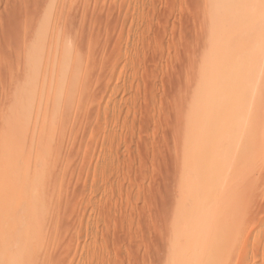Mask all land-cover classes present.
Here are the masks:
<instances>
[{
    "label": "rangeland",
    "instance_id": "1",
    "mask_svg": "<svg viewBox=\"0 0 264 264\" xmlns=\"http://www.w3.org/2000/svg\"><path fill=\"white\" fill-rule=\"evenodd\" d=\"M220 9L0 0V264H264V0Z\"/></svg>",
    "mask_w": 264,
    "mask_h": 264
},
{
    "label": "bare ground",
    "instance_id": "2",
    "mask_svg": "<svg viewBox=\"0 0 264 264\" xmlns=\"http://www.w3.org/2000/svg\"><path fill=\"white\" fill-rule=\"evenodd\" d=\"M218 2L220 3V7H221V9H220V13H222L223 12V0H218ZM247 16V15H246ZM250 18V17H249ZM249 18H247V20L245 19V21L243 20V23H244V25H246V23L249 21L248 19ZM253 18V17H252ZM220 20H221V22L223 23V16L220 18ZM247 25H248V23H247ZM260 26H262V25H260ZM246 27H244V31L243 30H241V33H243V35L245 34V33H247L246 32V29H245ZM243 31V32H242ZM240 33V34H241ZM257 35V34H256ZM255 35V36H256ZM245 36V35H244ZM259 37V36H258ZM263 39V38H262ZM246 41H249L248 39L246 40ZM245 41V42H246ZM252 41V40H251ZM262 41V40H261ZM257 42V41H256ZM260 42V41H259ZM248 43V42H247ZM255 43V42H254ZM264 43V41L262 42V44ZM249 44V43H248ZM261 44V42H260V44L259 45H262ZM246 45V44H245ZM258 45V44H257ZM257 45H255L254 47H256ZM258 45V46H259ZM247 46V45H246ZM251 46H252V44H251ZM257 46V47H258ZM264 46V45H263ZM257 47L255 48L256 50H257ZM262 47V46H261ZM251 48V47H250ZM249 49V48H248ZM248 49H245V50H242V51H235V52H233V54H235V58H245V60H246V62H245V60H244V62L243 63H241L240 64V62H239V64H237V65H235V69H236V72H237V75L234 77V79L233 80H235V81H240V85H242V82H245L244 83V87H246V86H251L250 84H252L254 81H255V79L257 78L258 79V77H260V76H257V73H255V74H253L252 72H250V71H248V68L250 69V68H252V64L253 63H249L250 61H251V58H254L253 56H252V54L253 53H251V52H249V51H247ZM258 49H259V51H260V47H258ZM264 49V48H263ZM222 50H223V46H222ZM256 52V51H255ZM260 53V52H259ZM255 54H257V53H255ZM254 54V55H255ZM258 55V54H257ZM259 57V56H258ZM254 60V59H253ZM256 61V60H255ZM254 62V61H253ZM237 63V62H236ZM249 63V64H248ZM261 63H263L262 61H261ZM257 66V65H256ZM259 67V66H258ZM257 67V68H258ZM261 68H262V66H261ZM221 70V69H220ZM220 70H219V72H220ZM251 70V69H250ZM223 72V71H222ZM221 72V73H222ZM217 73H218V71H217ZM235 73V72H234ZM261 73V72H260ZM219 74V73H218ZM220 75V74H219ZM222 76H223V73H222ZM221 76V77H222ZM219 78V77H218ZM263 78V77H262ZM215 79H217V74H216V78ZM231 79V80H232ZM261 79V78H260ZM229 80V79H228ZM226 81V85H229V84H231L232 82H233V80L232 81ZM259 80V79H258ZM218 81H219V79H218ZM231 82V83H230ZM212 83H214V82H212ZM211 83V84H212ZM225 83V82H224ZM236 83H238V82H236ZM214 84H216V83H214ZM234 85H235V87H236V85L237 84H235L234 83ZM254 85H256V84H254ZM253 84H252V86H254ZM216 87H217V105H216V108L218 109V107L220 108V106L224 103L223 101L225 100V99H227L229 96H230V99L232 98L231 96H233V95H236V98H238L237 100L241 103V102H243L246 98H248L249 97V94H250V89L247 91V92H244V91H242V92H239V94H237L236 93V91H223V79H221L219 82H218V84L216 85ZM231 87H233V86H231ZM240 87V86H239ZM256 87V86H255ZM261 87V86H260ZM228 88H230V86L229 87H226L225 89H228ZM242 88V87H241ZM213 89H215V88H213ZM245 89V88H244ZM253 89H255V88H253ZM232 90H235V88H233ZM236 90H238L237 88H236ZM242 90V89H241ZM240 91V90H239ZM254 92V91H253ZM260 92V91H259ZM252 93V92H251ZM253 94V93H252ZM211 95V94H210ZM248 96V97H247ZM212 97V96H211ZM211 97H210V99H211ZM213 100V99H212ZM227 100H229V99H227ZM231 100H233V98L231 99ZM231 100H229V101H231ZM247 100V99H246ZM226 101V100H225ZM237 101V102H238ZM227 103H232V101L231 102H228V101H226ZM238 102V103H239ZM249 103V105L248 106H250L251 108L253 107V106H255V103H256V101H252V102H248ZM241 104H243V103H241ZM234 105V104H233ZM245 105H246V103H245ZM261 105V104H260ZM259 105V106H260ZM236 106V105H235ZM244 106V105H243ZM262 106H263V104H262ZM230 107H232V105H230ZM241 107V106H240ZM243 108V107H242ZM245 109L247 108V107H244ZM221 109H222V107H221ZM232 109H233V107H232ZM231 109V110H232ZM240 109V108H239ZM244 109V110H245ZM234 110H235V107H234ZM252 110V109H251ZM261 110H263L264 111V109H261ZM239 111H242V110H239ZM239 111H236L235 113L238 115L239 114ZM255 111V109L253 108V112ZM208 112V111H207ZM245 112V111H244ZM214 113V112H213ZM256 113V112H255ZM258 113V112H257ZM256 113V114H257ZM262 113V112H261ZM256 114H255V116H256ZM260 114V113H259ZM242 115H243V113H242ZM237 117V116H236ZM240 117H241V115H240ZM218 118V117H217ZM220 118V117H219ZM234 118H235V115H234ZM245 118V117H244ZM261 118H263L264 119V117H261ZM233 119V118H232ZM237 119V118H236ZM231 120V119H230ZM255 120V118H254V114H253V116H252V118L251 119H249V118H247V119H245L244 120V122H243V124L245 123L246 125L244 126V127H242V125H241V128L240 129H238L239 130V132H237V133H239V134H237V136L239 135V136H241L242 135V137H243V139H245L244 137H246L247 136V134L248 135H250V133H256L255 135H259V133L261 132V129L259 130V131H257V128H256V126H257V124H256V122L254 121ZM209 121V120H208ZM214 121H216V120H214ZM218 121V120H217ZM232 121V120H231ZM233 121H235L234 119H233ZM238 121V120H237ZM213 122V121H212ZM211 122V123H212ZM236 122V121H235ZM235 122H233V124H235ZM239 122V121H238ZM208 123V122H207ZM206 123V124H207ZM214 123V122H213ZM217 123V122H216ZM227 123H230V125H232V123L231 122H227ZM241 123V122H240ZM215 124V123H214ZM213 124V125H214ZM238 124V123H237ZM254 124H256V126H254ZM230 125H228V127L230 126ZM205 125L203 124V127H204ZM247 126V127H246ZM206 127H208V124H207V126ZM228 127H226L227 128V130H228ZM232 127V126H231ZM234 127H235V125H234ZM240 127V126H239ZM245 127H246V133H244V130H245ZM215 128L216 127H214V130H215ZM260 128V127H259ZM230 129V128H229ZM207 130L209 131V128H207ZM214 130L212 129V131L214 132ZM234 130H235V128H234ZM233 130V131H234ZM218 131V130H217ZM216 131V132H217ZM205 132V131H204ZM216 132H215V134H216ZM227 132V131H226ZM211 133V132H210ZM225 133V132H224ZM234 133V132H233ZM229 134V133H228ZM235 134V135H236ZM230 136V135H229ZM213 137V136H212ZM232 137V136H231ZM236 138V137H235ZM209 140V139H208ZM210 140H211V138H210ZM238 140V139H237ZM214 141V140H213ZM218 141H219V139H218ZM208 142V141H207ZM204 143V142H203ZM209 143H210V141H209ZM214 143V142H213ZM231 144V143H230ZM204 145V144H203ZM207 145V144H206ZM215 145V144H214ZM209 146H210V144H209ZM231 146V145H230ZM213 147V146H212ZM224 147H225V145H224ZM212 149V148H211ZM222 149V148H221ZM213 150V149H212ZM211 152V151H210ZM262 154V153H261ZM211 156V155H210ZM204 157V156H203ZM204 160V159H203ZM203 160H201V161H203ZM206 160V159H205ZM196 161H198V160H196ZM214 161V160H213ZM199 162H200V160H199ZM210 163V162H209ZM207 164H208V161H207ZM219 166V165H218ZM199 167V166H198ZM217 168V167H216ZM220 170H221V167H220ZM223 170V169H222ZM205 171V170H204ZM225 172V171H224ZM220 173H221V171H215V170H208V171H205L204 172V176H203V181H201V182H203L204 184H207L208 185V183L211 181V182H214V180L215 181H217L219 178H221V177H223V176H221L220 177ZM203 175V174H202ZM225 176V175H224ZM225 178V177H224ZM219 181V180H218ZM203 183H201L202 185H203ZM201 184H199V185H201ZM217 184V183H216ZM199 187V186H198ZM208 187V186H207ZM204 188V187H203ZM210 189V188H209ZM220 189V188H219ZM193 190H194V188H193ZM211 190V189H210ZM202 194H204V193H206L205 192V190H204V192H201ZM199 195V194H198ZM201 195V194H200ZM199 195V196H200ZM205 195V194H204ZM203 195V196H204ZM202 204V203H201ZM28 210V209H27ZM26 210V211H27ZM31 211V210H30ZM29 211V212H30ZM30 215V214H29ZM24 216H26L25 218L28 220V218H27V213H26V215H25V213H24ZM31 216H33L32 214H31ZM24 219V218H23ZM22 218L20 219V220H23ZM26 219H24L23 221L25 222V220ZM19 220V221H20ZM23 221H22V223H23ZM20 223H21V221H20ZM19 223V224H20ZM29 223H30V221H29ZM35 223H36V221H35ZM35 223H34V225H35ZM1 224V223H0ZM3 224V223H2ZM16 224V223H15ZM27 225V224H26ZM25 225V226H26ZM32 225V224H31ZM36 225H37V223H36ZM35 225V226H36ZM1 226V225H0ZM3 228H4V225L2 226ZM15 227H17L18 228V226L16 225ZM28 227V226H27ZM28 229V228H27ZM3 231V230H2ZM35 231H36V229H35ZM30 233L28 230L26 231V233ZM7 233V232H6ZM32 234H33V232H32ZM17 235V234H16ZM21 235V234H20ZM27 235V234H26ZM26 235H25V237H26ZM1 236V235H0ZM15 236V235H14ZM5 237H7V235H5ZM8 237H9V235H8ZM23 237V236H22ZM5 239V242H7L6 241V238H4ZM16 239V238H15ZM15 239H14V241H15ZM19 239V238H18ZM18 239H17V242H18ZM25 239V238H24ZM23 239V240H24ZM192 239V238H191ZM196 239V240H195ZM194 240L195 241H199V240H201V237L199 238V237H197V238H195ZM26 240H27V238H26ZM20 241V240H19ZM26 242V241H25ZM202 242V241H201ZM206 242V241H205ZM18 244H19V242H18ZM26 244V243H25ZM206 245V244H205ZM1 246V245H0ZM27 246H29V245H27ZM6 247V246H5ZM6 249V248H5ZM5 249H3V247L1 246V248H0V255H2L3 254V250H5ZM12 250H13V252H14V249L13 248H11ZM1 250H2V253H1ZM7 250V249H6ZM10 250V249H9ZM9 250H8V255H9ZM16 250V249H15ZM205 250V249H204ZM19 251V250H18ZM21 251H22V249H21ZM12 252V251H11ZM11 252H10V254H11ZM20 252V251H19ZM5 253L6 252H4V254H3V256L5 255ZM200 254V253H199ZM22 255V254H21ZM2 256V257H3ZM23 256V255H22ZM202 256V255H201ZM1 257V256H0ZM13 257H14V255H13ZM16 257V256H15ZM4 258V257H3ZM7 258V257H6ZM24 258V257H23ZM23 258H22V260H23ZM2 259V258H1ZM0 259V260H1ZM21 259V258H20ZM215 259V258H214ZM199 260V259H198ZM2 261H3V259H2ZM17 261V260H16ZM9 262V261H8ZM12 263V262H11ZM13 264H15V263H13ZM224 264V263H223Z\"/></svg>",
    "mask_w": 264,
    "mask_h": 264
}]
</instances>
